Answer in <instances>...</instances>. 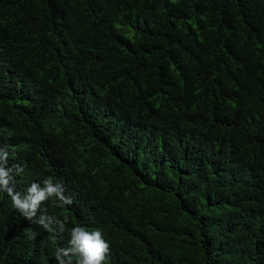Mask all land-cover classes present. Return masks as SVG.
Masks as SVG:
<instances>
[{"label":"trees","instance_id":"trees-1","mask_svg":"<svg viewBox=\"0 0 264 264\" xmlns=\"http://www.w3.org/2000/svg\"><path fill=\"white\" fill-rule=\"evenodd\" d=\"M3 148L15 192L73 203L0 190V264L75 227L105 264H264V0H0Z\"/></svg>","mask_w":264,"mask_h":264},{"label":"clouds","instance_id":"clouds-1","mask_svg":"<svg viewBox=\"0 0 264 264\" xmlns=\"http://www.w3.org/2000/svg\"><path fill=\"white\" fill-rule=\"evenodd\" d=\"M8 150L0 149V190L7 192L10 196L12 205L24 217L31 220L35 217L38 206L41 202L50 197H55L59 201L60 207L71 205L73 200L71 197L64 195V186L61 183H54L51 178L43 181L41 188L37 184H33L27 190L25 196H21L15 192L10 183L13 181V169L6 167L8 160ZM22 169L16 168V172H21ZM67 220V217H65ZM42 226L51 231L49 227L55 223L59 225L60 232H63L64 223L51 216H41L38 220ZM109 244L103 239L100 230L87 231L83 227H75L71 230V238L66 248L58 249L56 258L59 264H105L109 257Z\"/></svg>","mask_w":264,"mask_h":264}]
</instances>
